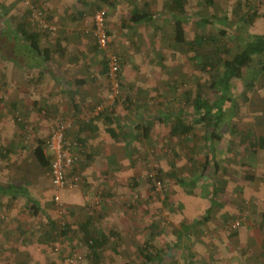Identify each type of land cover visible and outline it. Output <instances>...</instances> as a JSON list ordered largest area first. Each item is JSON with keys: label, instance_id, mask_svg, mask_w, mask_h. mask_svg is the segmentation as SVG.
Returning <instances> with one entry per match:
<instances>
[{"label": "rangeland", "instance_id": "1", "mask_svg": "<svg viewBox=\"0 0 264 264\" xmlns=\"http://www.w3.org/2000/svg\"><path fill=\"white\" fill-rule=\"evenodd\" d=\"M40 1L48 12H52L48 1ZM112 1L118 3L116 9L108 8V28L114 47L125 60L122 71L124 87L121 96L110 104L109 82L102 75L101 63L97 62L103 58L104 51L97 46L93 50L95 54L91 51L94 64L90 74L95 80L89 81L87 86L95 100L92 104L97 107L91 113L102 110L105 114L110 107L108 115L124 124L137 122L145 116L153 123L152 134L141 141L131 140L134 154V163L131 164L128 148L123 142L110 138L105 132L107 124L100 118L102 124L82 149L85 153L77 154L76 151L81 161L69 171V176L76 178L79 185L61 190L57 203L51 170L43 169L33 155L37 141L47 142L53 125L65 118H74L69 113H54L49 104L55 99L50 92L57 84L49 75L58 72L53 70L57 65L53 63L49 68L50 62L48 67L40 68L30 60L27 63L14 62L5 56L3 48L7 43L0 41V186H18L38 199L42 208L40 215L33 216L26 198L9 200L0 197V264H93L85 244L72 234L67 237L61 234L67 222L73 226L86 219H91L93 227L104 229L109 235L110 230L117 233L116 237L110 235L103 248L105 258L101 264H141L144 260L139 255V248L145 246L151 234H155L153 245L165 250L166 245L176 243L181 231V243L165 253V264H184L182 255L186 246L190 254L194 253L195 264H262L260 256L264 254V241L259 236L254 211L264 207V149L257 147L253 157L247 149L249 142L264 137L263 77L249 93L247 102L241 97L245 80L233 82L236 106L229 103L225 106L221 139L219 142L213 140L214 143L209 141L215 146L213 161L219 165L218 172L215 173L214 165L203 170L208 155L203 134L194 132V137H189L191 141L172 137V123L162 124L156 115L184 111L185 119L192 120L194 112L190 99L198 94L200 85L203 88L209 82V74L199 69L193 58L197 53L214 51L197 46H185L183 51L177 49L173 23L164 18L170 15L166 4L171 0ZM187 1L189 19L185 30L188 41L195 37L196 21L201 17L219 22L225 15L233 26L229 32L237 29L236 0H214L211 7L206 0ZM247 1L257 10V16L248 24L247 33L264 35V0ZM31 2L0 0V35L14 30L15 21L22 17L13 9L31 7ZM145 2L157 13L156 19L152 24L132 28L129 20L133 8L140 9ZM95 4L105 5L100 0H78L73 12H96V6H92ZM31 15L33 17V12ZM78 19L75 16V20ZM53 25L57 28L53 37L59 39L68 37L71 30L75 34L82 33L92 26L91 20L84 22L81 30L73 28L75 25L67 27L66 31L55 22ZM219 26L223 28L213 23L209 31L217 34ZM242 35L247 34L243 32ZM224 40L237 52L238 41L232 34ZM72 42L76 43L74 39ZM49 43L45 41L42 47ZM161 56L166 59L163 64L167 71L164 73L159 66ZM77 58L82 60L81 56ZM85 68L77 66L73 71L69 68L68 72L59 74L65 73L66 77L72 72L77 77L88 76ZM249 79L250 76L246 78ZM203 92L209 100L214 97L207 88H203ZM128 96L133 106L125 101ZM12 104L16 108L13 109ZM91 113L83 114L80 120H88ZM48 119L51 120L44 126L41 121ZM80 120L74 121L69 143L76 136L75 124L79 125ZM229 121L237 123V133H232ZM21 122L24 123L23 129L19 126ZM248 132L252 135L242 142ZM11 149L12 152L2 158ZM88 154H92L91 159L86 157ZM111 154H117L114 160L107 158ZM157 173L164 175L159 191L153 181H149L150 175ZM172 173L185 180L201 173L204 176L191 191L190 187L176 185ZM216 179L222 182L221 193L211 205L212 184ZM73 196L75 210L71 212L68 198ZM167 199L171 206L165 204ZM208 210H211L212 217L209 222L191 227L190 231L184 229V225L200 220ZM47 216L55 222L57 231L51 232L48 228ZM239 220L238 228H232ZM114 245L118 253H114Z\"/></svg>", "mask_w": 264, "mask_h": 264}, {"label": "trees", "instance_id": "2", "mask_svg": "<svg viewBox=\"0 0 264 264\" xmlns=\"http://www.w3.org/2000/svg\"><path fill=\"white\" fill-rule=\"evenodd\" d=\"M103 6L108 7L109 9L115 8V2L112 0H100ZM208 6L211 7L214 4V0H206ZM246 3V4H245ZM188 1L187 0H171L166 4V8L169 12V16L167 18L173 23L174 30V42L177 49L183 51L185 46H197L203 47V49H209L214 51V53L204 52L203 54H196L194 56V60L199 69L203 72L209 74V82L206 83V86L203 88H207L209 91L213 92V96L211 100L204 96L206 92H203V88L201 85L199 86L200 91L196 96L191 98L190 103L193 108V118L192 120L185 119L184 111L176 112V113H161L156 115L158 121L162 124L172 123L170 127V136L176 138H184L187 141H191L189 137H194L195 133L199 131L203 134L204 139L206 141V148L208 149V155L206 161L203 164V170L208 168L209 166H213L216 168V172H218L219 165L216 161H213L215 158V146L213 140L219 142L221 139V128L225 120L226 110L225 106L229 103L232 106H236V99L233 95V82L236 80H245L244 83V91L241 94V97L245 102L249 99V93L254 90L257 86V81L260 77L262 81H264V35H250L247 33L248 24H250L257 16L256 6L252 5L250 2L245 0H236V8L234 9L239 15V20L237 21V29L234 32H229V28L232 26L231 21L227 16H222L219 20H211L201 17L198 21H196L197 32L195 37L188 41L186 38V30L185 23L188 21ZM102 6H97L95 11L101 9ZM13 11L20 12L22 15L21 18H18L15 21L14 30L3 33L0 35V41H4L7 43L3 49L5 52V56L9 59H12L17 63H27L29 60L36 63V65L40 68L47 67L51 61H53L54 56L60 57V52L63 49V45L61 44V39L53 37L54 34L43 28V23L52 24L50 16L47 14V8L43 6L40 0H32L31 7L19 6L13 9ZM8 12V11H7ZM33 12V17H31ZM38 13H41L43 17H41L42 21H40L36 16ZM109 14V13H108ZM157 13L153 12L150 9V4L145 2L143 7L140 9H133L132 15L130 18L131 25H140V24H152L156 19ZM33 18V19H32ZM163 18V19H164ZM220 24L217 27L218 33L213 34L209 31L210 25L212 24ZM92 27V26H91ZM109 27V26H108ZM227 27V28H226ZM233 27V26H232ZM41 31V32H40ZM243 32L247 35L243 36ZM108 34L111 36L108 28ZM232 34L233 38H236L238 41L237 52H234L231 47L228 46L227 42L224 40L226 37ZM80 35L86 36V38H90L93 40L94 49L97 47V44L94 38L86 34V32H82ZM45 41H49L50 43L46 47H42V43ZM113 45V41L111 43ZM114 47V45H113ZM205 47V48H204ZM118 56L119 62V71L118 78L120 82V86L123 89V67L125 60L121 56V54L113 48ZM15 56V58L13 57ZM102 75H104L108 82V63L103 54L102 58ZM159 66L161 68V72H166L167 67L163 64L166 59L161 56ZM48 71V70H47ZM250 76L249 80H246L247 77ZM95 80V79H93ZM92 80V81H93ZM60 82V81H59ZM76 83L81 85L85 83V79L76 80ZM64 84V83H63ZM67 85V84H66ZM109 86V84H108ZM110 89V87H109ZM109 92V90H108ZM74 101V98H71ZM129 105L133 106L131 97L125 100ZM13 109L16 108L15 104H12ZM97 108V107H96ZM93 107L92 110L96 109ZM232 109V108H231ZM107 113H102V110L98 112L99 117L97 119H104L107 126L105 127V132L110 136L111 139L117 140L118 142H123L128 148L129 159H131V164L134 163V154H133V145L131 140L149 138L152 134V124L147 117L143 116L139 121L130 122V124H124L123 122H118L112 115H108L111 112L110 107L105 110ZM101 112V113H100ZM174 118V121H173ZM172 119V121L170 120ZM94 122H85V125L81 127L80 131L88 132L93 130ZM231 131L233 134L238 132V125L233 121H229ZM20 128L23 129L24 123L19 124ZM96 130V127L94 126ZM71 131V130H70ZM67 132V139L69 136V132ZM248 136L241 139L244 142L246 139L252 135V133L248 132ZM213 143H209V141ZM251 141V140H250ZM76 142L77 145L73 144L70 147V151L72 152L73 148H78L79 144L84 145V140L82 137H79ZM208 143V144H207ZM249 154L251 157L255 155L257 151L256 148L264 149V137L260 136L256 141L249 142ZM12 152V149L6 151L3 157H6L8 154ZM33 155L38 162V164L46 170H51V161L52 155H48L46 152V142L44 140H38L36 146L33 150ZM92 154H88V158L91 159ZM74 156V155H73ZM112 171V170H111ZM162 174V173H161ZM157 173L155 176L156 179L161 181V175ZM171 174V173H170ZM173 174V173H172ZM155 175V174H154ZM203 173L201 175L192 176L189 180H185L182 177H179L173 174L172 178L175 180L176 185L184 187H190L191 191L196 187L198 182L202 181ZM154 176L151 174L149 181L152 182V178ZM219 179H216L212 184L213 196L211 199V205H213L217 199V196L221 193ZM134 185L136 183L134 182ZM53 187V185H52ZM54 188V187H53ZM0 196L10 197L12 200H15L19 197L26 198L29 204V211L33 216H38L41 213V203L38 199L30 196L29 192L20 189L18 186L10 184L7 186H0ZM166 205L168 204V199L165 201ZM215 205V204H214ZM171 206V205H169ZM257 214V228L259 230V236L263 238L264 241V207L260 211H254ZM212 219L211 210L205 212L202 218L198 221L191 222L189 226L184 225V229L190 231L191 227H198L202 225V223H207ZM48 228L51 229V232L57 231L55 222L47 216ZM65 228L62 231V235L67 237L68 234H72L75 236L81 243L85 244L90 252L88 254V258L92 261L93 264H101L104 261V253L103 248L108 244L110 235L112 237H116L117 233L113 230H110L109 234L105 233L104 229H99L92 226V220L86 219L84 221L75 222L73 226L65 224ZM75 230L72 231V228ZM183 232H179L176 238L175 244H168L165 247V250L157 249L152 240L155 237V234L150 235V239H148L145 243V246L139 248V255L144 260L141 264H165L166 262V252L172 251L175 245L181 243ZM24 234V232H22ZM186 246V245H185ZM114 253H118L116 250V245L113 247ZM190 249L186 246L184 254L182 255V260L184 264H195L194 253L191 254L188 252ZM261 263L264 264V254L261 256ZM121 264H132L130 262H123ZM139 264V263H138Z\"/></svg>", "mask_w": 264, "mask_h": 264}, {"label": "crops", "instance_id": "3", "mask_svg": "<svg viewBox=\"0 0 264 264\" xmlns=\"http://www.w3.org/2000/svg\"><path fill=\"white\" fill-rule=\"evenodd\" d=\"M45 1H48L49 5H51V8H52V12L51 11L47 12V14L50 16V18L53 17L51 22L52 23L55 22L56 24H59L61 29L66 31L67 27H72L75 25V27H73V28H76V30H81V28L83 27L82 24L84 22L88 23L90 20H91V25H92V19H93V15L95 12H85V10H84V12L81 10H79L80 12H73V10L77 9V7H74L75 6L74 3H77L78 0H45ZM114 2H115V8L114 9H116V7H117L116 4L118 2H116V1H114ZM92 6L93 7L96 6V7H94V9L97 8V4L92 5ZM101 6L103 7V5H101ZM89 8L90 7H88V9ZM94 9H92V11H94ZM133 9H135V8H133ZM131 14H132V12H131ZM75 16L77 18H79L78 21L75 20ZM129 22H130V20H129ZM67 24H68V26H67ZM130 24H131V22H130ZM135 26H138V25H134L132 28H134ZM80 34H81L80 32L75 34L74 31L71 30V34L68 37L60 38L61 44L63 45L64 52H63V50L60 52V54H61L60 57H57L55 55L53 58V61H51L50 65H49V68H51V64L54 63L55 66L57 65V68H55V69L53 68V70L54 71L58 70V72H56L55 75H49V76H51V78H54V80H55L54 82H57V84H55L53 90L50 92L51 96L54 97L55 99H53L51 102H49V104H51V108H53L54 113H63L64 112V113L72 114L74 117L73 119H75V122H76V120H78V118L80 120L81 116H83V114L86 115L87 113H91L93 111L92 110L93 107H95L92 104L93 101H95L93 96H92L93 94L89 90V88L87 87L89 85V81L93 80V76H91V74H90L93 71V69L91 68L94 64L92 58L94 57V54H95L94 53L95 51H93L94 46L92 45L93 40L86 38V36L80 35ZM72 39H74L76 41V43H73ZM83 49H85V50H83ZM91 51H93L94 54L91 53ZM75 53H77V54H75ZM72 56H74V57H72ZM77 56H81L82 60L78 59ZM84 59H86V62L84 61ZM102 60L103 59H100L97 62L101 63ZM87 61L90 64L87 63ZM101 65H102V63H101ZM77 66H82L84 68L86 67L85 70L87 71V73L89 75L77 77V76H75L76 74L70 72L65 77V75H64L65 73L62 76L59 74V73H61V71L62 72L67 71L68 72L69 68H70V71H73V68H75ZM102 68H103V66H101V70H102ZM81 79H85V83L81 84V85L77 84L76 80H81ZM71 98H74V101ZM39 109H41V108H39ZM96 117H99V114L94 112L93 114L91 113V117L88 120L87 119L86 120L84 119V121L80 120L81 123L79 122V125L77 123L75 124V125H77L75 130H74V134H76V136L75 137L73 136V139H71L73 144H75V145L78 144L76 142V139H78L79 137L83 138L84 143H85L84 145L88 144V140L91 139L93 132L95 130L94 126L97 129L98 125L100 126L102 124V122L101 123L99 122L100 119H97ZM68 118H70V117H68ZM49 120H51V119H48L46 121H41V123L44 124V126H45L46 124H48ZM90 121L94 122L92 125L93 130L81 133V131H80L81 127H83L85 125V122H90ZM67 140H69V139H67ZM84 145L79 144L78 148H75V149L73 148V150H72V154L73 155L75 154L73 156L74 157V164L72 167L73 169L81 161V159L77 158V156H78L77 154H80L81 152L85 153L82 150L83 148L85 149ZM79 149H80V151H79ZM93 149L95 150L96 148H93ZM89 150H90V148H89ZM76 151L79 153L76 154ZM116 155L117 154H111V157L107 156V158L110 160H114ZM86 157L88 158L87 155H86ZM0 197L4 198V199L11 200V198L7 197V196H0ZM74 198H75V196H73L72 198H68V200L71 201L70 202L71 204H69V206H68V208H70L71 212H72V210H75L74 209L75 208Z\"/></svg>", "mask_w": 264, "mask_h": 264}, {"label": "built area", "instance_id": "4", "mask_svg": "<svg viewBox=\"0 0 264 264\" xmlns=\"http://www.w3.org/2000/svg\"><path fill=\"white\" fill-rule=\"evenodd\" d=\"M108 7H102L97 10L92 19V27L90 30H86V33L92 35L99 49L104 51L105 57L108 63V82L109 92L108 100L110 104L114 103L121 96V86L118 78L119 62L118 56L113 49L112 38L108 34ZM42 21L41 13L36 16ZM43 28L51 31L53 34L56 32V27L52 24L43 23ZM98 113V111H97ZM73 118H66L63 121L53 125L50 131L49 138L46 142V152L52 155L51 161V173H52V185L54 187L55 195L54 200L59 203L60 191L71 187L76 188L78 180L69 176V171L74 164V157L71 154L70 147L72 143L67 140V132L73 128ZM153 184L156 190L162 188L161 181L155 178L156 175L152 174ZM240 225V220L232 225V228L236 229Z\"/></svg>", "mask_w": 264, "mask_h": 264}]
</instances>
